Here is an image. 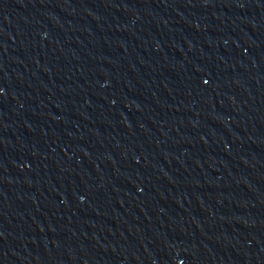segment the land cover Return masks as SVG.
<instances>
[{"label":"water","instance_id":"water-1","mask_svg":"<svg viewBox=\"0 0 264 264\" xmlns=\"http://www.w3.org/2000/svg\"><path fill=\"white\" fill-rule=\"evenodd\" d=\"M0 264H264V0H0Z\"/></svg>","mask_w":264,"mask_h":264}]
</instances>
